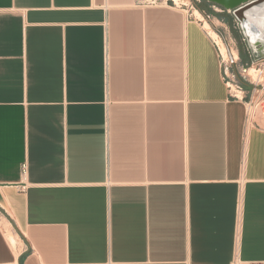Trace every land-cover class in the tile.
I'll use <instances>...</instances> for the list:
<instances>
[{"label": "crops", "instance_id": "1", "mask_svg": "<svg viewBox=\"0 0 264 264\" xmlns=\"http://www.w3.org/2000/svg\"><path fill=\"white\" fill-rule=\"evenodd\" d=\"M220 52L183 7L0 0V264H264L263 110Z\"/></svg>", "mask_w": 264, "mask_h": 264}, {"label": "rangeland", "instance_id": "2", "mask_svg": "<svg viewBox=\"0 0 264 264\" xmlns=\"http://www.w3.org/2000/svg\"><path fill=\"white\" fill-rule=\"evenodd\" d=\"M191 2V0H179L180 7L187 9L189 12L193 10V8L190 9ZM197 3L203 4L204 10L202 11L205 15H208L205 19L210 24L211 29L221 38L228 51L232 54H237L236 62L228 66V79H232L235 87L238 86L243 91L249 88L248 93H250L251 89L254 88L253 86L256 85L254 95L259 103L256 111L262 109L263 111L261 112L264 115V51H260L259 53L247 52L246 47L248 41L242 39L243 34L241 32L242 30H240V24L239 26L235 24V27L232 25V20L233 23H235V17L232 11L227 12L219 10L220 7L218 5L206 0H200ZM193 15L196 16L195 10ZM229 21L231 22L229 23ZM240 50L243 52V57L240 55ZM228 55H230V53ZM250 67L260 68L258 75L261 80L259 82H257L259 78L254 79L247 76L246 70ZM244 94H247V92L244 91Z\"/></svg>", "mask_w": 264, "mask_h": 264}, {"label": "bare ground", "instance_id": "3", "mask_svg": "<svg viewBox=\"0 0 264 264\" xmlns=\"http://www.w3.org/2000/svg\"><path fill=\"white\" fill-rule=\"evenodd\" d=\"M175 1L178 2V0H175ZM194 10L196 13V17L203 20L204 28L207 29L208 33L211 35V37L219 45L224 61L228 60L230 58V56L232 55V53L228 51V49L226 48L225 44L222 42V40L218 36V34L215 33L211 29L210 24L204 19L202 14L197 9H194ZM194 10H193V12H194ZM237 14L240 17L242 26H243V28H244V30H245L248 38H249L250 43H252V45H254L253 43H255L257 41L258 35H260L259 37L264 36V0H260L259 2H256V3L246 7L244 9L238 10ZM229 53H230V55H228ZM236 57H237V54L233 53V58H236ZM258 72L259 71L257 69H255L254 67H250L247 70V76L249 75L251 78H254V79L259 78L257 80V82H259L260 76L258 75ZM232 90L235 91L239 95L241 94V92L239 90H237L233 85H232ZM6 236H7V239L9 240V242L11 243V245L13 247H15V245H16L15 236L16 235L14 236L11 233L7 232Z\"/></svg>", "mask_w": 264, "mask_h": 264}, {"label": "built area", "instance_id": "4", "mask_svg": "<svg viewBox=\"0 0 264 264\" xmlns=\"http://www.w3.org/2000/svg\"><path fill=\"white\" fill-rule=\"evenodd\" d=\"M140 1H147V2H150V3H157V2H159V3H166V4H170L171 6H174V7H180V4H179V0H178V2H176L175 0H140ZM192 2H191V6H190V9L191 8H193V10L194 9H197L201 14H202V16L204 17V18H207L208 17V15L206 14H204V12L202 11V10H200L199 8H198V3L197 2H199L200 0H191ZM207 1V0H206ZM212 3V2H211ZM215 4V3H214ZM217 5V4H216ZM219 6V5H218ZM220 7V9L219 10H222V11H227V12H231L232 10H230V9H225V8H223V7H221V6H219ZM193 10L192 11H190V14L194 17V18H196L194 15H193ZM233 12V11H232ZM244 35V34H243ZM244 38L247 40V38H246V36L244 35ZM248 41V40H247ZM249 44H250V42H248ZM251 45V44H250ZM262 46H261V50H259V49H255L254 47H257V46H254V45H251L252 47H253V49H252V52L251 53H254V52H257V53H259L260 51L262 52V51H264V41L262 42V44H261ZM220 54H221V52H220ZM232 56V57H231ZM230 56V58L228 59V60H226V61H224V65H225V67L226 68H228V66L229 65H231V64H233V63H235L236 62V58H233V54ZM221 57H222V55H221ZM222 59H223V57H222ZM255 69H257L256 67H254ZM249 69V68H248ZM247 69V70H248ZM247 70H246V74H247ZM258 71H260V68H258L257 69ZM249 76V75H248ZM226 77H227V84H228V87H229V89H230V95L232 96V97H234V98H237V99H241V100H245V96H244V91L242 90V89H240L238 86H236L235 87V85L233 84V80L232 79H228V73L226 74ZM261 80V79H260ZM230 84L231 85H233L237 90H239L240 92H241V94L239 95V94H237L235 91H233L232 90V88H231V86H230ZM254 88H252L251 89V92L249 93V98L248 99H246L245 100V120H246V122H249V121H251V119H252V117H253V115L255 114V112H256V109H257V106H258V101H257V98L255 97V95H254V91H255V87H256V85H254L253 86ZM24 169H25V164L24 165H22V171H24ZM230 264H243V262L239 259V257L237 256V255H235L234 257H233V259H232V261H231V263Z\"/></svg>", "mask_w": 264, "mask_h": 264}, {"label": "water", "instance_id": "5", "mask_svg": "<svg viewBox=\"0 0 264 264\" xmlns=\"http://www.w3.org/2000/svg\"><path fill=\"white\" fill-rule=\"evenodd\" d=\"M209 2H212V3H215L225 9H230L233 11V15L234 17L239 21V24H240V27H241V30H242V33L246 36L248 42L249 41V38L242 26V23H241V20H240V17L239 15L237 14V11L238 10H241V9H244L256 2H259L260 0H207ZM260 35H258V39L254 44V46H257V47H261L262 45V41H264V36L262 37H259ZM261 38V39H260ZM252 45V43H250ZM261 50V48L259 49Z\"/></svg>", "mask_w": 264, "mask_h": 264}, {"label": "trees", "instance_id": "6", "mask_svg": "<svg viewBox=\"0 0 264 264\" xmlns=\"http://www.w3.org/2000/svg\"><path fill=\"white\" fill-rule=\"evenodd\" d=\"M198 8L200 9V10H204V6H203V4L202 3H200V4H198ZM205 9H206V7H205ZM208 11H209V9H208ZM218 16H220V15H218ZM227 22V21H226ZM231 21H229V23H230ZM240 55H241V57H243V52L240 50ZM243 59V58H242Z\"/></svg>", "mask_w": 264, "mask_h": 264}]
</instances>
